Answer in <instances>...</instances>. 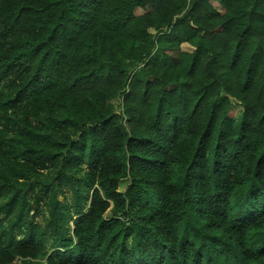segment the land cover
<instances>
[{
	"label": "trees",
	"instance_id": "obj_1",
	"mask_svg": "<svg viewBox=\"0 0 264 264\" xmlns=\"http://www.w3.org/2000/svg\"><path fill=\"white\" fill-rule=\"evenodd\" d=\"M16 262L264 264V0H0Z\"/></svg>",
	"mask_w": 264,
	"mask_h": 264
},
{
	"label": "rangeland",
	"instance_id": "obj_2",
	"mask_svg": "<svg viewBox=\"0 0 264 264\" xmlns=\"http://www.w3.org/2000/svg\"><path fill=\"white\" fill-rule=\"evenodd\" d=\"M140 13H141V11L138 10L137 11V14H140ZM182 49H183V51H186V50L189 51L190 48L188 46L183 45L182 46ZM155 60H156V62H161L160 58H157ZM240 111L241 110H240V107L239 106H234V108L231 110L230 117L232 119L237 118L239 116ZM120 112H121V110H120V107H119L116 110V114L119 115ZM68 198H69V196H68ZM59 199L61 200V198H59ZM35 220H36L37 223H42L44 219H42V217L40 215H37L36 218H35ZM14 264H19V262H16Z\"/></svg>",
	"mask_w": 264,
	"mask_h": 264
}]
</instances>
